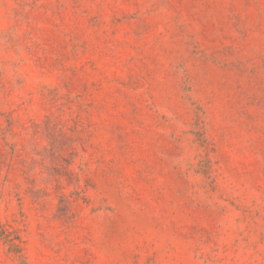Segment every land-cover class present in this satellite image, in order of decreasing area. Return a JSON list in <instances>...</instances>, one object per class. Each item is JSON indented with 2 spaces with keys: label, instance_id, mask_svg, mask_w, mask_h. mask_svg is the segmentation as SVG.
Wrapping results in <instances>:
<instances>
[{
  "label": "rangeland",
  "instance_id": "obj_1",
  "mask_svg": "<svg viewBox=\"0 0 264 264\" xmlns=\"http://www.w3.org/2000/svg\"><path fill=\"white\" fill-rule=\"evenodd\" d=\"M0 264H264V0H0Z\"/></svg>",
  "mask_w": 264,
  "mask_h": 264
}]
</instances>
